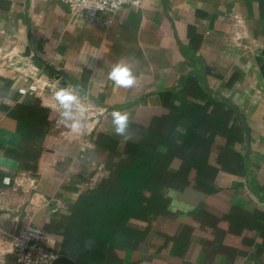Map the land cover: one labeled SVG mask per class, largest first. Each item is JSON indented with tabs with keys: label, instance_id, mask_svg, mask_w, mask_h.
Instances as JSON below:
<instances>
[{
	"label": "crops",
	"instance_id": "1",
	"mask_svg": "<svg viewBox=\"0 0 264 264\" xmlns=\"http://www.w3.org/2000/svg\"><path fill=\"white\" fill-rule=\"evenodd\" d=\"M111 19L91 24L61 0H0V153L10 158L0 169V264H19L11 241L29 224L73 259L72 208L137 152L163 180L129 223L141 237L112 262L264 264V0H143ZM121 59L132 62L133 88L107 78ZM54 79L87 96L84 134L60 122L54 101L20 92ZM214 100L236 110L230 120ZM17 105L48 111L31 139L10 115ZM114 110L130 117L127 141L113 131ZM212 116L230 130L208 128ZM156 118L168 119V142L145 148Z\"/></svg>",
	"mask_w": 264,
	"mask_h": 264
},
{
	"label": "trees",
	"instance_id": "2",
	"mask_svg": "<svg viewBox=\"0 0 264 264\" xmlns=\"http://www.w3.org/2000/svg\"><path fill=\"white\" fill-rule=\"evenodd\" d=\"M65 79L68 80L67 77ZM194 80L199 83L202 79L200 75H195ZM214 102L218 108H228L227 111L224 109L219 113H225L230 120L236 110L223 100ZM217 107L213 113H218ZM10 115L17 121L18 132L31 139L35 130L37 132L40 126L47 124L48 111L39 105H17ZM167 121V118L153 120L143 135L145 148L152 149L167 144ZM209 123L211 126L208 128L212 127L215 133L230 126L225 120L217 121L213 116ZM106 143L114 157L115 142L108 139ZM150 163L151 159L147 154L138 152L127 159H120L107 178L96 188L80 196L70 216L73 229H77L71 243V246L78 248L71 250V256L77 264H122L112 262L115 258L113 253L129 245L130 240L141 237V233L131 229L129 223L134 218H141V209L148 200L147 193H155L163 180V173L151 168ZM92 240L99 243L96 250L90 248ZM68 252L70 250L65 249L61 253ZM106 252V257L102 258Z\"/></svg>",
	"mask_w": 264,
	"mask_h": 264
},
{
	"label": "clouds",
	"instance_id": "3",
	"mask_svg": "<svg viewBox=\"0 0 264 264\" xmlns=\"http://www.w3.org/2000/svg\"><path fill=\"white\" fill-rule=\"evenodd\" d=\"M125 2L127 0H110V7L112 10H119L121 4ZM132 2L135 6L138 0H132ZM83 3L85 8L104 11V7L109 5V0H103V4H97L94 7L88 4V0H83ZM83 59L89 68L93 67L87 56H84ZM107 78L118 88H133L137 84V76L134 73L132 62L123 59L111 66ZM52 95L55 100L52 107L59 112L60 122L65 124L72 133L84 134L88 130L91 105L81 87L79 85L54 87ZM111 117L115 135L122 137L124 141L129 140L131 137L128 134L130 122L128 113L114 110ZM8 163H10V158L0 153V169Z\"/></svg>",
	"mask_w": 264,
	"mask_h": 264
},
{
	"label": "built area",
	"instance_id": "4",
	"mask_svg": "<svg viewBox=\"0 0 264 264\" xmlns=\"http://www.w3.org/2000/svg\"><path fill=\"white\" fill-rule=\"evenodd\" d=\"M69 7L70 13L75 17H82L91 24L98 26H109L112 23L111 16L124 8L137 9L143 5V0H138L136 5H133L132 0L121 4L119 10H112L109 5L103 10L95 8H85L83 0H61ZM90 6L103 4V0H88ZM59 79L47 82L43 86L32 83L28 87L20 89L22 94L34 93L39 96L44 102H55L52 91L54 87H63ZM91 112V108H90ZM90 115V114H89ZM90 118V117H89ZM10 182L9 178H6ZM12 253L15 255L19 264H56V260L62 255L48 244L47 234L38 225L29 224L21 229L13 237L11 241Z\"/></svg>",
	"mask_w": 264,
	"mask_h": 264
},
{
	"label": "water",
	"instance_id": "5",
	"mask_svg": "<svg viewBox=\"0 0 264 264\" xmlns=\"http://www.w3.org/2000/svg\"><path fill=\"white\" fill-rule=\"evenodd\" d=\"M56 264H77L70 256L61 255L57 260Z\"/></svg>",
	"mask_w": 264,
	"mask_h": 264
}]
</instances>
